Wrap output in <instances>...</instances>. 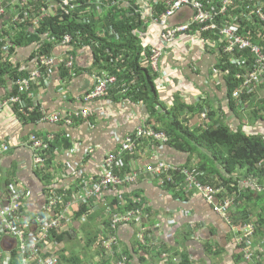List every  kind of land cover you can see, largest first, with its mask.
Returning <instances> with one entry per match:
<instances>
[{
  "label": "crops",
  "instance_id": "obj_1",
  "mask_svg": "<svg viewBox=\"0 0 264 264\" xmlns=\"http://www.w3.org/2000/svg\"><path fill=\"white\" fill-rule=\"evenodd\" d=\"M14 3V0H0V9L6 10L0 16V52L6 46L11 47L13 64L29 72L35 68L33 55L39 45L18 46L13 42L19 30L13 21V11L17 8ZM190 15L191 11L184 9L171 23L185 21ZM159 32L160 27L153 24L148 25L146 31L137 28L134 36L140 40L135 42L158 47ZM93 38L83 40V49L76 53L73 76L63 79L56 70L47 84L41 82L33 89V97L38 98L40 106L48 113L64 116L87 110L90 116L86 121L69 127L63 122H39L33 120L32 115L20 116L16 111L0 114V143L9 148L6 153L0 152V199L7 204L12 194L23 195L17 227L24 233L25 241L37 243L40 248L39 262L31 263L20 251V241L0 231V264H40L52 256L58 259V264H118L122 261L180 264L181 258L176 253L188 254L191 264H258L240 259L243 250L236 241L234 227L215 213L201 196H183L180 189L162 185L145 169L159 161L182 167L189 163V167H195L198 162L196 156L190 160L187 153L177 150L165 130V113L179 104L197 107V114L186 115L192 128L210 124L208 115L213 111L218 125L226 124L234 131L264 138V90L260 88L256 95L246 97L242 103H232L233 111L228 100L227 77L221 72L216 55L205 44L183 37L163 57L157 74L153 73L157 104H152L145 94L132 98L114 92L85 103L82 97L95 86L94 76L106 73L121 82L113 65L104 60L97 62L93 53V44H98V39L106 41L110 36L96 28ZM118 39L122 41L123 37L119 35L113 42ZM61 50L57 49L55 54ZM142 63L146 66L144 61ZM138 80L132 79L128 85H137L140 89L143 85ZM9 84L10 80L0 88V101ZM184 114L182 111L181 116ZM142 127L163 133L169 140L144 139L138 142L134 155L123 158L124 170L141 172L138 183L110 188L95 201L82 203L79 197L99 182L106 156L116 152L127 136ZM34 134L44 138L53 136L55 147L47 156V168L36 161L37 151L28 145ZM55 196L59 202L54 211L48 212V201ZM131 203L145 216L112 232L109 228L111 213H124ZM61 213L68 216V220L60 230L44 239L42 219L46 215L55 218ZM253 214L252 218L256 219L259 211ZM141 232L147 237L146 243L138 238ZM112 235L119 244L107 250L103 240ZM159 253L161 258L157 256Z\"/></svg>",
  "mask_w": 264,
  "mask_h": 264
},
{
  "label": "built area",
  "instance_id": "obj_2",
  "mask_svg": "<svg viewBox=\"0 0 264 264\" xmlns=\"http://www.w3.org/2000/svg\"><path fill=\"white\" fill-rule=\"evenodd\" d=\"M111 0H107L110 2ZM255 0H250L252 3ZM17 8L13 11L15 26L22 23L26 18H31L33 25L37 28L40 26L41 20L46 17H61L64 15L81 16L79 21L85 25H92L95 21L97 25L101 24V17L107 12L108 3L102 0H89L86 3H81L79 0H14ZM111 7L118 6L119 9H130L129 2H120L112 0ZM220 4L212 6L210 9L205 7L197 0H143L141 1V9L135 10L129 14L131 25L141 21L147 22V18H151V24L158 25L162 33L159 39L163 44L174 43L182 39L186 33H190L192 27H197L201 34L207 32H214L218 36L221 44L223 54L234 55L237 50L242 53L239 57L231 60L232 64L239 67L237 79L241 81V87L234 93V98L238 100L244 93L257 92L260 88L264 90V27L258 29L256 37L258 43L250 39V34L246 30L244 33H239L240 23L231 24L229 17L234 14L239 6L246 3V0H220ZM252 7L250 3L242 9L244 19L253 16H258L264 22V2L257 1ZM237 3V5H236ZM222 6L220 7V5ZM158 7L160 12L158 13ZM190 8L192 11V20L183 24L171 26V19L180 12L183 8ZM6 10L0 9V16L5 14ZM218 17V18H217ZM217 18V19H216ZM251 19V18H250ZM218 20V22H217ZM22 21V22H21ZM244 21V20H243ZM220 22H223L220 24ZM230 22V24H228ZM219 23V24H218ZM104 34L110 36L107 43L113 42L114 39L119 37V34L112 27L101 26L99 28ZM218 32V33H217ZM77 32L75 36L68 34L65 35L62 41L53 47V51L48 56L40 54L39 57H33L36 61L35 68L26 72V76L20 77L15 81L10 80L9 87L6 94L0 101V114L9 110L16 111L20 116L35 115L41 116L40 122L58 123L63 122L65 126L72 127L79 121H86L90 113L87 110L74 111L66 113L64 116L58 113H48L43 109L38 101V98L33 97V89L41 84H47L51 80L52 75L56 70L65 69L68 76H73L76 64V53L83 49L81 45L86 35ZM77 38V41H76ZM82 41V43H81ZM98 47V44H95ZM62 50L56 55V50ZM12 48L6 46L0 52V66H7V63H13V56L11 54ZM42 55V56H41ZM113 55L112 49H107L103 58H109ZM161 56L160 49L151 50V67L153 70L158 71V61ZM61 75V74H60ZM64 79V78H63ZM95 86L82 97L83 102L93 101L105 96L111 92L123 97L124 91L121 89L123 85H119V80L116 76L109 74H101L94 76ZM17 89V90H16ZM16 90V92H14ZM264 92V91H263ZM120 94V95H119ZM29 100V107L26 108L24 101ZM206 118L207 115L204 114ZM144 139L153 142H168L167 135L163 133H155L146 127L139 128L135 133L126 137L122 146L114 153L108 154L104 160L103 174L92 189L85 192L84 195L79 197L82 203H89L95 201L102 195L103 192L110 188L129 187L136 185L141 176V172H121L125 163H123L124 156L134 155L137 152L138 142ZM53 141V136H38L32 135L28 141V145L32 150H36L38 157L36 161L42 166L47 168L50 151V145ZM9 148L6 144L0 143V152L6 153ZM146 173L151 174L155 179L160 180L162 185L172 189H180L181 193L188 196H201L208 204L213 207L215 213L220 215L225 221H230V210L235 205L234 198L222 197L221 195L228 194L227 190L223 187H218L210 183L200 182L192 172L182 166L168 164L159 161L154 166H148L145 169ZM181 179V180H180ZM242 185L247 186L249 183L245 180ZM23 195L19 193L12 194L7 204H4L0 199V231L5 235L16 238L20 241V251L26 255L31 263L39 262L40 248L37 243L25 241L24 233L17 227L20 212L22 210ZM59 198L57 196L51 197L48 201L47 211H54ZM144 212L141 209H131L124 213L112 212L110 215L109 228L115 232L120 226L129 224L132 221H138L143 218ZM68 220V216L63 213L55 218L48 217L47 215L41 221V232L44 239L48 237L51 232H57L62 228V224ZM254 225L245 224L236 229L239 234L237 237L238 243L244 240H250L254 235ZM141 242L146 243L147 237L144 232L138 236ZM117 238L112 235L108 239L103 240L105 249L110 250L118 246ZM246 260L252 261L253 253L250 249L244 250ZM58 259L52 256L51 258L40 261V264H58ZM118 264H128L122 261Z\"/></svg>",
  "mask_w": 264,
  "mask_h": 264
},
{
  "label": "trees",
  "instance_id": "obj_3",
  "mask_svg": "<svg viewBox=\"0 0 264 264\" xmlns=\"http://www.w3.org/2000/svg\"><path fill=\"white\" fill-rule=\"evenodd\" d=\"M88 1L89 0H79L81 3H86V6ZM102 1L109 5L107 7V12L101 17L100 25H97L95 21L92 25H85L79 21L81 18L80 14L76 15L75 13L74 15H66L64 13L61 17L43 18L40 22V26L36 28L33 25L32 16L31 18H26L23 22L21 21L22 23L17 25L19 30L17 32L18 34L13 38V42L18 46L37 43L39 48L35 51L33 57H39L40 54L48 56L52 53L53 47L56 46L55 44L60 43L65 35L71 34L75 36L77 32H81L84 33L83 35H86L84 40L89 41L94 39L93 36L96 28H100L101 26L107 28L112 27L123 37V40L119 41L118 39L116 43H107V41L98 39V47L93 44V53L97 58V62L100 63V61L104 60L113 65L116 72L119 73L121 79L119 85H123L121 90L124 91V97L132 96V98H134L138 95L145 94L146 98L150 100L152 104H157L155 102H157L158 93L154 85V76L156 75L153 73L157 74L158 71L153 70L150 65L152 64L151 50L154 48L161 50V56L158 61V65L160 66L166 53L175 48V42L163 44L159 39L160 33H162L161 30L157 38L158 47H145L135 42L136 40H140L137 36H134L135 29L140 28L141 31H146L147 26H150L152 21L151 18L148 17L146 19L147 22L138 19L136 24L131 25L129 14L135 10L141 9L140 2L143 0H116L121 3L129 2L130 9L128 10L119 9L118 6L111 7L110 5L113 3L112 0L110 2H107V0ZM197 1L202 3L205 7H208V9L221 3L220 0ZM257 1L264 2V0H255L250 3V0H246V3L242 5H237L236 3L239 7L234 14L229 17L231 24L240 23L238 34H242L246 30L248 36L250 34V39L255 43H258L256 35L258 29L264 27V22L258 16L250 17L251 19H244L246 15L243 14L242 9L249 3L251 7L254 4L259 6ZM221 6L222 4L220 7ZM156 8L159 13L160 9L158 7ZM184 9H189L191 11V9L187 7L182 10ZM179 13L180 12L172 19L176 18ZM191 18L192 11L187 20L175 24H172L170 21V24L171 26L183 24L188 22ZM230 22H228V24H230ZM222 23L223 22H220V24ZM183 37H190L193 43L205 44L210 48V51L216 55L219 68L223 75L227 77L228 100L230 101L229 105L233 111H235V106L232 103L235 101L236 103H242L246 100V97L257 94V92L249 94L244 93L238 100L234 98V93L241 87V81L236 77L239 72V67L232 64L231 60L235 57H239L242 53L237 50L234 55L223 54L218 36L215 35L214 32L201 34L196 26L192 27L191 32L186 33ZM107 49H112L113 55L109 58H103ZM142 61L146 63V66ZM61 75L62 78L68 77V73L65 69H61ZM23 76H26V72L21 71L20 68L13 63H7V66L3 67L0 66V88L4 87L9 80L15 81ZM132 79H136V82L139 79L143 86L138 89L137 85H128ZM143 88H145L146 91H144ZM16 90L14 92H16ZM24 103L26 108L29 107L30 101H24ZM182 111L183 114L185 113L184 116H181ZM196 112L197 107L192 106L191 108L187 105L179 104L165 113V130H167L171 136L169 142L173 144L177 150L187 153V155L190 156V160L196 156L198 162L195 164V167H189L191 166L190 163L186 164V167L190 168L192 174L195 175L200 182L223 187L227 190L228 194L221 196L234 198L235 205L230 210L231 222L229 223L234 227L236 241L239 235L236 232L238 227L245 224H252L255 228L254 235L251 239L244 240L238 245L243 250L240 259L246 260L244 250L247 248L252 252L254 251L251 262L264 264V251H260V249L264 248V138L257 135H246L241 130L234 131L226 124L218 125V123L214 121L216 115L213 111H210L208 115L210 124L192 128L189 125V119L186 115L192 114L193 116L197 114ZM33 120L40 122L41 116L35 114L33 115ZM53 147H55V143L50 145L48 156ZM124 171L126 170H124L123 167L122 172ZM245 180L249 185H242V182ZM182 194L183 196H188L185 193ZM132 205L133 203L124 210L136 209L134 208L135 205ZM84 210H86V208ZM257 210L259 211V215L256 216V219H253L252 214ZM173 249L174 251H179L177 248V250L175 248ZM176 254L181 258L180 264H191L188 254ZM157 256L160 258L162 257L160 253L157 254Z\"/></svg>",
  "mask_w": 264,
  "mask_h": 264
}]
</instances>
